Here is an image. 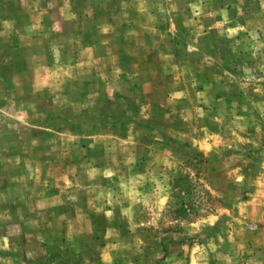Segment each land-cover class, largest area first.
<instances>
[{"label":"rangeland","instance_id":"374dc122","mask_svg":"<svg viewBox=\"0 0 264 264\" xmlns=\"http://www.w3.org/2000/svg\"><path fill=\"white\" fill-rule=\"evenodd\" d=\"M0 264H264V0H0Z\"/></svg>","mask_w":264,"mask_h":264}]
</instances>
